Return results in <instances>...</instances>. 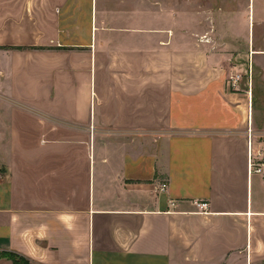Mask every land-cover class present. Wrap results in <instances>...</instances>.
<instances>
[{"label": "crops", "instance_id": "1", "mask_svg": "<svg viewBox=\"0 0 264 264\" xmlns=\"http://www.w3.org/2000/svg\"><path fill=\"white\" fill-rule=\"evenodd\" d=\"M216 3L0 0V254L264 264V0Z\"/></svg>", "mask_w": 264, "mask_h": 264}, {"label": "built area", "instance_id": "2", "mask_svg": "<svg viewBox=\"0 0 264 264\" xmlns=\"http://www.w3.org/2000/svg\"><path fill=\"white\" fill-rule=\"evenodd\" d=\"M248 79H249V75H248ZM240 80V76L239 75H235L233 77L230 78L231 81V85L233 86V83L237 82ZM251 94V93H250ZM248 149H249V158H248V171L249 174L250 173H254V174H261L262 172H264V161L260 160V162L255 163L253 162L251 153H250V149H251V129H248ZM257 156H260V154H258ZM167 184L166 183H162L160 184L158 191L162 192L166 189Z\"/></svg>", "mask_w": 264, "mask_h": 264}, {"label": "trees", "instance_id": "3", "mask_svg": "<svg viewBox=\"0 0 264 264\" xmlns=\"http://www.w3.org/2000/svg\"><path fill=\"white\" fill-rule=\"evenodd\" d=\"M0 257H7L8 259L11 260L12 264H31L27 259H25L24 257L17 255L15 253H11V252H6L3 254H0Z\"/></svg>", "mask_w": 264, "mask_h": 264}, {"label": "rangeland", "instance_id": "4", "mask_svg": "<svg viewBox=\"0 0 264 264\" xmlns=\"http://www.w3.org/2000/svg\"><path fill=\"white\" fill-rule=\"evenodd\" d=\"M220 1H221V0H217L218 3H216V7H217L218 4H220ZM216 7H215V8H216ZM238 75H240V78H241V77L245 76V73H241V74H238ZM0 259H5L8 263H11V260L8 259L7 257H6V258H5V257H4V258H3V257H0ZM11 264H12V263H11Z\"/></svg>", "mask_w": 264, "mask_h": 264}]
</instances>
